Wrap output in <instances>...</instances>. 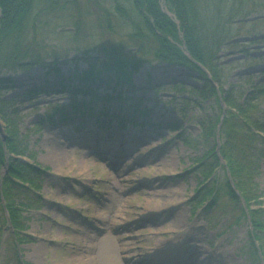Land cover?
Listing matches in <instances>:
<instances>
[{
    "label": "rangeland",
    "instance_id": "1",
    "mask_svg": "<svg viewBox=\"0 0 264 264\" xmlns=\"http://www.w3.org/2000/svg\"><path fill=\"white\" fill-rule=\"evenodd\" d=\"M60 1L69 3L62 16L49 21L54 30L44 41L45 65L25 71L0 70V97L6 101L0 115V137L6 138L7 123L17 131L27 152L22 160L39 165L31 173L36 192L23 188L26 196L14 199L21 203L30 196L40 201L21 212L28 235L18 244L4 222L2 202L0 264H159L168 254L173 258L168 259L170 264H256L248 244L252 227L249 221L231 222L236 210L225 197L213 216L204 213L209 199L203 207L194 206L202 195L197 197L198 188L215 179V185L223 187L230 175L225 165L219 166L214 180L204 181L198 164L217 140L224 142L220 124L216 136L206 133L220 112L215 99L203 100L189 88L202 87L203 81L185 68L149 60L133 72L132 88L116 82L113 72L103 71L106 81L95 87L103 95L112 93L114 99L108 102L58 89L62 79L77 88L78 74L102 67L106 50L114 44L134 55L129 36L136 17L118 13L113 0ZM124 7L129 13L130 6L125 3ZM244 7L248 14L233 25V40L249 39L232 41L243 45L219 53L222 79L218 84L242 104L263 90L253 100V112L264 121V89L258 90L264 88V0H249ZM72 15L81 25L76 38L73 25L77 22ZM109 77L113 78L110 82ZM148 81L154 87L149 88ZM49 87L54 91L24 95L29 89ZM119 95H126L128 101H119ZM136 96L142 99L140 108L149 110L145 115L135 111ZM83 100L99 110L95 118L89 117L95 122L83 125L85 134L77 124L86 118L76 111ZM62 111L69 112L65 120ZM178 125L183 128L174 131ZM94 130L109 139L96 143ZM56 134L63 143L53 144L56 141L51 136ZM257 146L250 175L255 176L258 187L254 193L261 196L264 210V141L259 139ZM63 149L69 161L58 166L52 155ZM7 173V165L0 168V176ZM229 177L233 182L234 175ZM258 207L251 204V209Z\"/></svg>",
    "mask_w": 264,
    "mask_h": 264
},
{
    "label": "trees",
    "instance_id": "2",
    "mask_svg": "<svg viewBox=\"0 0 264 264\" xmlns=\"http://www.w3.org/2000/svg\"><path fill=\"white\" fill-rule=\"evenodd\" d=\"M113 1L118 13L129 17L136 16L133 21V30L129 36L134 44V55H130L131 51L126 52L125 46L114 44L106 50L108 57L102 67H90L78 74L77 79L80 82L77 88L68 84L71 82L67 83L65 79H62L59 81L58 89L69 91L73 96L79 94L93 100L108 102L114 99L112 93L103 95L99 90L100 87H95V85L106 81L104 72H113L116 82L132 88L134 86L133 72L149 60L165 64L167 67L185 68L189 70L190 75H195L198 80L203 81L202 87L195 86V84L189 88L192 93L203 100L215 99L220 112L214 123L206 129V133L216 136V129L221 123L220 134H222L224 142L221 143L219 154L216 151L218 143L215 142L209 153L198 160V164L203 170L204 181L212 178L214 180L219 166L224 165L230 175L233 174L235 178L232 182L227 173L223 187L217 183L215 185V179L205 188H198L197 197L202 195L199 199L196 197L194 206L203 207L206 204L205 201L209 199L210 203L205 206L204 213L206 217L213 216L219 208L217 205L221 198L225 197L228 204L231 203V206L236 210L231 218L233 224L248 223L249 216L252 231L249 233L248 244L255 254V263L260 264L261 257L264 260V223L262 220L264 210L260 204L261 196L254 193L257 191L258 184L254 182L255 176L251 177L250 171L256 153L259 151L257 141L259 139L264 141V121L260 119L261 117L256 116L257 114L254 115L253 100L260 94L263 95L261 89L264 88H258L261 90L258 95L253 99L247 98L242 104L218 84L222 79L218 64L219 53L226 48L243 45L232 43L236 37L233 25H236L235 22L238 18L248 14L244 10V6L248 4L249 0ZM68 3V1L61 2L60 0H0V70L16 72L45 65L47 57L44 56L46 49L44 41L45 38H49L50 30H54L49 26V21L62 16L66 12ZM125 3L131 8L128 9L129 13L124 7ZM50 16L52 17L49 19ZM72 17L73 22H77L73 25L75 29L73 34L76 38L81 33V25L79 20L76 21L77 19L73 15ZM107 21L110 22L108 16ZM239 23L242 25L244 22L240 21ZM53 26L58 27V25ZM206 70L210 74L206 73ZM112 80L113 78L109 77L108 82ZM12 82L14 83V81ZM215 82L218 84L217 86ZM152 85L148 81V87H154ZM46 86L48 87L50 84ZM15 87L13 85L10 88ZM50 89L54 91V87L29 89L24 95L38 94ZM118 97L119 101H128L126 95ZM5 103L6 101L0 97V115L4 111L2 106ZM82 103L81 107L78 106L77 109L76 106L73 111L90 108L91 114L94 115V107L84 100ZM134 103L136 112L139 111L143 115L148 113L149 110L146 107L140 108L142 99H138V96L135 97ZM68 113L61 112L62 120L67 118ZM4 125L6 140L4 141L0 137V168L7 165L8 173L4 177L0 176V206L4 200L15 231V243L18 244L26 238L23 233L24 226L21 223V212L29 207H34L35 204L39 203L40 205V201L27 196V199L33 203L28 200L19 203L14 197L17 195L26 196V191H23V188L36 190L37 182L35 178H32L31 173L39 165L34 166L22 160L27 152L23 150L18 140L17 131L9 128L7 123ZM182 128L183 126L178 125L173 130L178 131ZM1 129L0 124V131ZM221 157L224 159V163ZM209 158L213 160L211 163L207 162ZM36 174L38 173L36 172ZM242 200L247 204V209L242 205ZM252 203L257 204L258 209H251ZM245 209L249 212L248 214ZM4 222H7L6 218ZM257 244L259 248H257ZM258 249L261 251V255Z\"/></svg>",
    "mask_w": 264,
    "mask_h": 264
},
{
    "label": "bare ground",
    "instance_id": "3",
    "mask_svg": "<svg viewBox=\"0 0 264 264\" xmlns=\"http://www.w3.org/2000/svg\"><path fill=\"white\" fill-rule=\"evenodd\" d=\"M52 137V140H55L56 142H54L53 144L54 145H59L60 142L63 143V139L60 137L59 134H56V135H53L51 136ZM91 137H94L91 135ZM105 138V136H103ZM103 137L101 138L100 141H103ZM109 135H108V139H109ZM95 139H97V137H94ZM66 149H63V151L60 153H57L55 152L53 155H52V158L53 160L55 161L56 165H60V164H63V163H67L69 161V157L67 156V153H66ZM119 153V152H118ZM125 252H128V251H125ZM166 255V254H165ZM170 254H168L167 257H169ZM170 259L172 260L173 258L170 257Z\"/></svg>",
    "mask_w": 264,
    "mask_h": 264
},
{
    "label": "water",
    "instance_id": "4",
    "mask_svg": "<svg viewBox=\"0 0 264 264\" xmlns=\"http://www.w3.org/2000/svg\"><path fill=\"white\" fill-rule=\"evenodd\" d=\"M168 14L171 15V13H169V12H168ZM248 39H249V38H245V39H235V40H233V41H237V42H238V41H245V40H248Z\"/></svg>",
    "mask_w": 264,
    "mask_h": 264
}]
</instances>
